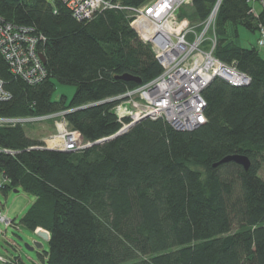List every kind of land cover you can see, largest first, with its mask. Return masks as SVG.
Here are the masks:
<instances>
[{"label":"trees","instance_id":"1","mask_svg":"<svg viewBox=\"0 0 264 264\" xmlns=\"http://www.w3.org/2000/svg\"><path fill=\"white\" fill-rule=\"evenodd\" d=\"M147 1L112 0L131 7ZM217 1L191 0L177 16L191 21L189 7L200 32ZM0 17L40 34L35 47L45 57V76L29 84L0 52V79L10 93L0 100L2 117L66 110L70 128L94 143L120 126L114 102L103 100L137 87L117 75L145 83L162 68L127 9L79 21L60 0H0ZM214 17L213 57L249 82L212 79L201 92L205 120L195 129L145 118L107 141L62 152L40 148L22 123L0 125V190L20 187L35 199L19 222L49 232L42 264H264V58L258 45L242 47L235 38L241 26L258 32V41L264 0H219ZM54 80L74 86L68 101L52 99ZM230 154L248 157V169L213 165Z\"/></svg>","mask_w":264,"mask_h":264},{"label":"built area","instance_id":"2","mask_svg":"<svg viewBox=\"0 0 264 264\" xmlns=\"http://www.w3.org/2000/svg\"><path fill=\"white\" fill-rule=\"evenodd\" d=\"M60 1L79 21L90 20L97 11L105 8L129 10L130 26L143 42L151 44L152 52L161 64V71L155 78L103 100L114 102V113L120 123L117 133L127 131L145 118L164 119L172 128L182 131L195 129L205 120L203 111L206 104L201 92L212 79L219 77L236 86L249 82V77L236 70L234 65L224 64L213 57V24L219 0L213 5L208 18L201 23L200 32L196 31L194 25H188L187 19L177 17L179 7L188 5L191 0H149L136 7L122 6L112 0ZM209 30H212L211 37L208 35ZM30 32L29 27L16 28L0 17V52L12 73L29 84L41 81L45 76L42 60L35 47L42 36ZM259 37L257 45L264 48L262 30ZM203 42L207 47L203 45L202 48ZM9 97L10 93L5 91L0 79V100ZM66 112L21 118L0 116V125L51 119L54 133L44 137V146L40 148L66 152L92 145L89 141L85 142L77 130L70 128L64 118ZM0 221H5L1 212Z\"/></svg>","mask_w":264,"mask_h":264},{"label":"rangeland","instance_id":"3","mask_svg":"<svg viewBox=\"0 0 264 264\" xmlns=\"http://www.w3.org/2000/svg\"><path fill=\"white\" fill-rule=\"evenodd\" d=\"M184 6V5H183ZM255 10L258 9V5H254ZM185 14L189 16L190 20L188 25L191 26L193 17L189 7H184ZM254 10V11H255ZM178 15V12H177ZM178 17V16H177ZM186 19V18H185ZM195 19V18H194ZM196 22V21H193ZM193 25V24H192ZM238 34L235 37L236 42L242 47H257L258 32L253 33L244 29L241 26H237ZM211 37V35H209ZM205 43L203 42L202 48ZM259 51L264 58V49L259 48ZM54 92L52 99H58L60 96H65L68 101L74 93V86L68 84H61L54 80ZM25 134L30 138L40 139L42 137H49L54 133V122L51 119H44L43 121L22 122ZM51 125V128L48 126ZM44 146V145H43ZM261 178H264V161L259 171ZM6 182L0 173V186ZM34 198L31 194L23 191L20 187L10 188L6 192L0 190V212L5 221H0V264H42V261L38 253L47 251L48 242L36 235L34 232L25 228L19 222L22 215L25 214V210L34 202ZM43 230V229H42ZM39 241L42 243V248L37 250H28L26 244H32L33 241ZM27 249V250H26ZM3 258L4 260H2Z\"/></svg>","mask_w":264,"mask_h":264},{"label":"water","instance_id":"4","mask_svg":"<svg viewBox=\"0 0 264 264\" xmlns=\"http://www.w3.org/2000/svg\"><path fill=\"white\" fill-rule=\"evenodd\" d=\"M39 58H41L42 62L44 63L45 57L41 53L39 54ZM116 78H120L126 82L133 81L137 85L142 83V80L140 77H136V76L126 74V73L121 74V75H117ZM121 133H123V132L116 133L112 136H109L108 138L99 139L98 141L94 142L93 144H98L100 141H107L112 137L120 135ZM66 152H68V151L66 150ZM230 161L235 162L236 164L242 166L244 169H248V167L250 165V161H249L248 157L241 155V154L240 155L230 154V155L224 156V157H222L221 160H219V162H217L213 165L215 166V165H219V163L230 162ZM34 232L36 235L40 236L46 242L48 241L49 232L42 230L41 228H37V230H35ZM32 243H33L32 245H29L28 243L25 245L28 250H34L35 249L38 251V249L42 248V243H40L38 240L33 241Z\"/></svg>","mask_w":264,"mask_h":264},{"label":"crops","instance_id":"5","mask_svg":"<svg viewBox=\"0 0 264 264\" xmlns=\"http://www.w3.org/2000/svg\"><path fill=\"white\" fill-rule=\"evenodd\" d=\"M51 128V125H48ZM54 131V130H53ZM45 137V136H44ZM44 137L40 138V139H44Z\"/></svg>","mask_w":264,"mask_h":264},{"label":"flooded vegetation","instance_id":"6","mask_svg":"<svg viewBox=\"0 0 264 264\" xmlns=\"http://www.w3.org/2000/svg\"><path fill=\"white\" fill-rule=\"evenodd\" d=\"M32 244H33V243H32ZM32 244H31V245H32Z\"/></svg>","mask_w":264,"mask_h":264}]
</instances>
